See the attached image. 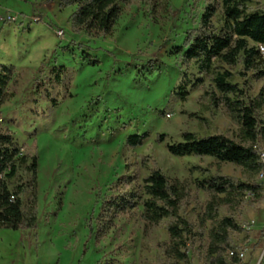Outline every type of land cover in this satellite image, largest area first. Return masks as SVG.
Masks as SVG:
<instances>
[{"label": "rangeland", "instance_id": "374dc122", "mask_svg": "<svg viewBox=\"0 0 264 264\" xmlns=\"http://www.w3.org/2000/svg\"><path fill=\"white\" fill-rule=\"evenodd\" d=\"M212 1L219 5L213 18L219 28L221 0H136L121 5L110 36L96 39L72 32L75 7L61 8L60 0H0V64L11 68L0 130L27 158L9 187L29 184L23 201L28 209L35 200L38 213L36 229L0 230V264H167L168 220L147 225L142 218L143 179L154 169L187 187L180 214L202 234L187 249L191 264H206L209 223L201 221L209 195L196 180L245 176L239 166L208 156L177 157L167 144L181 141L184 131L239 135L238 122L213 107L210 94L218 91L211 74L176 53ZM249 6L264 8V0ZM83 51L101 63L89 64ZM60 67L66 71L58 78ZM214 67L229 70L248 95L264 89V77L241 63ZM196 77L204 81L188 85L182 99L177 90ZM143 132L149 138L141 146L127 144L130 134ZM160 133L167 135L162 143ZM35 158L34 173L28 166ZM258 179L264 188V173ZM123 193H137V207L99 221L100 197ZM219 213L244 228L232 237L235 251L244 253L241 263L264 264V196Z\"/></svg>", "mask_w": 264, "mask_h": 264}, {"label": "trees", "instance_id": "16d2710c", "mask_svg": "<svg viewBox=\"0 0 264 264\" xmlns=\"http://www.w3.org/2000/svg\"><path fill=\"white\" fill-rule=\"evenodd\" d=\"M136 0H60L61 8L75 7L71 15V30L74 34H85L89 38H105L114 30L121 14V5L133 4ZM250 0H221L222 25L215 26L213 18L219 5L212 1L206 5L198 25L185 33L183 43L176 53L187 63L194 62L202 74H211L218 91L210 94L213 107H223L240 125L238 138L223 133L200 136L184 131L181 141L168 143V151L177 157L208 156L221 163L239 166L245 179L235 180L221 174H207L196 180V186L209 195L202 214L203 225L209 223L204 251L206 264H242L233 245V235L244 230L232 215L220 217V208H237L245 203L254 205L264 196V188L258 176L264 173V89L256 96L233 82L229 70L214 67L215 62L229 66L243 64L253 71L256 78L264 77V8L250 9ZM63 50L69 51L68 47ZM91 65L101 62L89 51H83ZM59 78L66 68H54ZM11 78V68L0 64V106ZM204 81L196 77L186 80L177 90L182 99L190 93L188 85L196 87ZM149 138L148 132L134 133L127 137L130 147H138ZM167 135L160 133L156 140L162 143ZM36 158L28 170L36 172ZM27 164L20 154L13 136L0 130V230L36 229L38 213L36 201L27 209L23 194L29 184L9 187L17 177L19 168ZM142 218L147 225H156L168 220V243L164 252L171 259L167 264H191L187 244L194 243L202 234L194 223L180 214L181 206L189 195L187 187L179 181H171L161 169H154L143 179ZM35 195V194H34ZM33 195V196H34ZM99 221L109 216L130 211L137 207V193L104 195L100 197ZM91 234V233H90ZM234 254L229 256V252Z\"/></svg>", "mask_w": 264, "mask_h": 264}, {"label": "built area", "instance_id": "2783aa9c", "mask_svg": "<svg viewBox=\"0 0 264 264\" xmlns=\"http://www.w3.org/2000/svg\"><path fill=\"white\" fill-rule=\"evenodd\" d=\"M262 157L264 159V153L262 154ZM263 174V173H261ZM234 254V251H230L229 252V256L233 255ZM236 254L239 256L240 259H242L244 257V253L240 252V251H236Z\"/></svg>", "mask_w": 264, "mask_h": 264}]
</instances>
